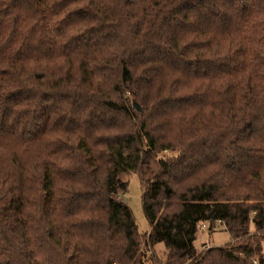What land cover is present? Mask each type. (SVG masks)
Here are the masks:
<instances>
[{
  "label": "trees",
  "instance_id": "obj_1",
  "mask_svg": "<svg viewBox=\"0 0 264 264\" xmlns=\"http://www.w3.org/2000/svg\"><path fill=\"white\" fill-rule=\"evenodd\" d=\"M216 220L230 241L198 248ZM157 243L163 264H264V0H0V264Z\"/></svg>",
  "mask_w": 264,
  "mask_h": 264
},
{
  "label": "rangeland",
  "instance_id": "obj_2",
  "mask_svg": "<svg viewBox=\"0 0 264 264\" xmlns=\"http://www.w3.org/2000/svg\"><path fill=\"white\" fill-rule=\"evenodd\" d=\"M164 153V151L157 152V156L160 157ZM119 177L127 183L126 190L121 193L120 197L132 210L138 231L147 233L149 225L142 210V190L138 174L137 172H129L120 174ZM166 207L162 206L160 211L167 210ZM202 229L197 233L196 244L199 246L198 248L201 246L202 249L220 246L230 241V236L221 223L216 222L215 225H212L211 231L206 228ZM164 258L165 248L163 243H157L148 250L143 249V264H163Z\"/></svg>",
  "mask_w": 264,
  "mask_h": 264
},
{
  "label": "water",
  "instance_id": "obj_3",
  "mask_svg": "<svg viewBox=\"0 0 264 264\" xmlns=\"http://www.w3.org/2000/svg\"><path fill=\"white\" fill-rule=\"evenodd\" d=\"M132 103H133L134 107H135L137 110H139V111L141 110L139 104H138L135 100H133Z\"/></svg>",
  "mask_w": 264,
  "mask_h": 264
},
{
  "label": "built area",
  "instance_id": "obj_4",
  "mask_svg": "<svg viewBox=\"0 0 264 264\" xmlns=\"http://www.w3.org/2000/svg\"><path fill=\"white\" fill-rule=\"evenodd\" d=\"M216 222L221 223V220H216ZM211 225H213V223H211ZM201 227H205V225H202Z\"/></svg>",
  "mask_w": 264,
  "mask_h": 264
}]
</instances>
